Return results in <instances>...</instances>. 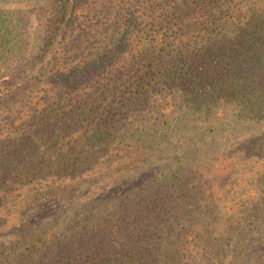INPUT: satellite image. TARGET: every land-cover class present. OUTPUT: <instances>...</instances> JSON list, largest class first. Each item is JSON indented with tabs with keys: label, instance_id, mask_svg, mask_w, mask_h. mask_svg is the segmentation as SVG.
I'll use <instances>...</instances> for the list:
<instances>
[{
	"label": "trees",
	"instance_id": "trees-1",
	"mask_svg": "<svg viewBox=\"0 0 264 264\" xmlns=\"http://www.w3.org/2000/svg\"><path fill=\"white\" fill-rule=\"evenodd\" d=\"M48 10L0 77V264H264V0Z\"/></svg>",
	"mask_w": 264,
	"mask_h": 264
},
{
	"label": "rangeland",
	"instance_id": "rangeland-1",
	"mask_svg": "<svg viewBox=\"0 0 264 264\" xmlns=\"http://www.w3.org/2000/svg\"><path fill=\"white\" fill-rule=\"evenodd\" d=\"M48 2L49 0H0V13H2L3 16L10 15L13 19L22 17L20 23H15V21L10 20L4 23L3 28L9 32L13 31V33L19 30L22 31L24 40L18 41L19 39H17L14 44H24L29 51L26 56L19 61L12 58L6 63H2L0 65V77L14 73L17 66L29 59L31 50L39 44L40 40L37 36V32L42 28L44 19H46V15L49 14ZM56 211L61 215V218L66 214H60L62 211L57 209ZM36 213L37 208L32 209L29 213V218L34 219ZM53 221H55V218L48 219L47 222L53 223ZM29 228H31V224L27 225V229ZM14 239L13 237H0V244L9 243Z\"/></svg>",
	"mask_w": 264,
	"mask_h": 264
}]
</instances>
